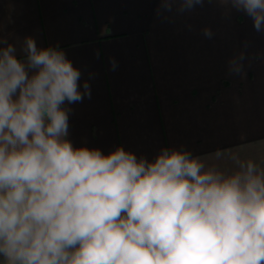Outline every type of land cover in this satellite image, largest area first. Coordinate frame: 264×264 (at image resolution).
<instances>
[{
  "label": "clouds",
  "instance_id": "obj_1",
  "mask_svg": "<svg viewBox=\"0 0 264 264\" xmlns=\"http://www.w3.org/2000/svg\"><path fill=\"white\" fill-rule=\"evenodd\" d=\"M154 2L158 16L215 2L264 34V0ZM22 50L25 59L0 35V264H264V161L229 149L163 147L150 161L123 146L76 147L66 105L90 99V84L81 91L58 46L29 36ZM245 59L229 72L246 75ZM225 158L232 167L209 163Z\"/></svg>",
  "mask_w": 264,
  "mask_h": 264
},
{
  "label": "crops",
  "instance_id": "obj_2",
  "mask_svg": "<svg viewBox=\"0 0 264 264\" xmlns=\"http://www.w3.org/2000/svg\"><path fill=\"white\" fill-rule=\"evenodd\" d=\"M154 0H0V35L25 59V37L65 51L91 86L66 105L74 146H117L150 161L163 147L217 149L264 161V34L217 3L158 16ZM210 27L211 39L203 35ZM99 52V55H97ZM244 52L246 75L229 72ZM116 61L113 71L111 61ZM232 167L227 158L209 161Z\"/></svg>",
  "mask_w": 264,
  "mask_h": 264
}]
</instances>
